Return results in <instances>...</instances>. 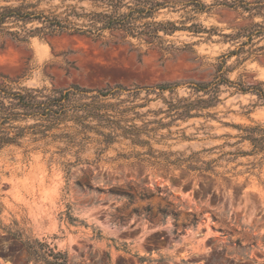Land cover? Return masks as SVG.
I'll return each instance as SVG.
<instances>
[{
    "label": "rangeland",
    "instance_id": "rangeland-1",
    "mask_svg": "<svg viewBox=\"0 0 264 264\" xmlns=\"http://www.w3.org/2000/svg\"><path fill=\"white\" fill-rule=\"evenodd\" d=\"M158 1L169 6L144 22L180 29L160 32L162 41L121 30L98 38L67 31L28 43L0 37V86L10 92L78 87L91 97L121 87V96L105 102L144 105L124 116L143 129V144L120 130L113 144L101 143L99 132L111 129L93 119L84 121L88 128L78 125L77 109L63 122L22 116L0 126L11 136L24 130L18 143L0 149V264H43L32 252L49 249L67 264H264V100L243 91L264 84V54L228 58L244 40L223 37L264 19L217 0H199L203 11L184 8L191 0ZM4 6L67 18L75 28L87 18L68 17L72 10H106L96 0H0ZM193 24L208 32L184 30ZM224 61L232 84L220 87V102L174 117L169 103L207 99L190 87L212 83ZM163 85L177 88L158 95ZM136 89L141 95L130 98Z\"/></svg>",
    "mask_w": 264,
    "mask_h": 264
},
{
    "label": "trees",
    "instance_id": "trees-1",
    "mask_svg": "<svg viewBox=\"0 0 264 264\" xmlns=\"http://www.w3.org/2000/svg\"><path fill=\"white\" fill-rule=\"evenodd\" d=\"M101 2L106 10L101 13L90 14H78L75 10H72L68 17L75 18H87L85 28H75L70 23L66 24L68 19H59L57 16H44L43 14L37 15L33 12H26L23 7L11 8L0 7V37L9 36L13 41L18 43H28L29 39L33 36H54L63 32H73L79 35H92L95 37H101L106 31H118L121 30L127 35L140 38L142 36L149 37L152 41H162L160 32H164L167 35L174 34L180 30L175 24L171 22L158 23L145 20L152 19L156 12L161 9L167 8L169 2H160L158 0H96ZM218 6H224L233 10H242L243 13L249 14L250 18L260 17L264 19V2L250 3L247 0H217ZM176 5V3H173ZM175 7V6H171ZM194 7L197 10L203 11L207 8L205 4H202L199 0H191L184 4V8ZM33 20H38L43 25L41 28L35 30L23 32H14L10 24L28 23ZM143 21V22H142ZM184 30H190L194 33L208 32L202 26L193 24L189 28ZM215 30L210 31L209 33ZM41 35V36H40ZM232 41L244 40L237 50L231 52L228 58L233 55H240L244 53L248 54H264V45L255 48L259 43L264 42V22L253 23L250 26L239 30L234 35H224ZM255 42H259L258 44ZM250 46L248 50L245 48ZM255 48V49H254ZM167 50V49H166ZM226 62L220 64L217 73L220 76L215 78L212 83L209 84H195L190 87L195 93H203V96H207V99L200 98L197 101L187 102L184 100H178V106L176 104L169 103L171 112H174V117H192V111H200L206 108L214 107L218 102V94L222 85L232 84L225 78L227 71L222 72ZM219 78V80H218ZM177 86L163 85L157 87L159 91L158 95L163 94L165 91L174 93ZM253 90L254 93L264 100V84L259 87H250L244 92ZM124 92L123 88L117 87L115 90H106L99 92L95 96L88 97L83 90L76 87L69 91L53 92L51 95H40V91L34 90H20L19 92H10L5 87L0 86V126L9 121L10 118H18L22 116H43L50 119L52 123L57 121L63 122L68 119H73V116H69L70 112H76L73 110H79L82 114H75V121L78 125L84 126V121L93 119L98 121V125L101 128L111 129V132H99L102 136L101 143L111 145L115 142V131L120 130L122 136L127 139H131L135 143L143 144L139 139V135L143 133L142 128H138L135 125H128L133 119H124L126 114L133 112L136 108H143L144 105H133V100H119L116 103L105 102L109 98L121 96ZM148 95L155 92V90L146 89ZM141 90H135L129 94L130 98L137 99L141 95ZM6 99L11 100L10 104L6 105L4 101ZM77 99H90V102H83L76 106L72 104ZM129 103L128 107H124ZM167 103V102H166ZM78 112V111H77ZM61 119V120H60ZM125 123V126H122ZM91 128V127H89ZM0 128V149L5 145H12L18 143V140L23 137V131L20 128H16L18 132L11 136L10 133L5 134ZM145 133V131H144ZM255 141V140H254ZM48 249L49 247L46 246ZM34 251V250H33ZM35 261H42L43 264H67V256L61 253H54L49 249L48 252H32Z\"/></svg>",
    "mask_w": 264,
    "mask_h": 264
}]
</instances>
